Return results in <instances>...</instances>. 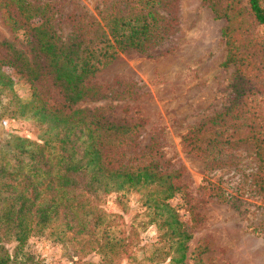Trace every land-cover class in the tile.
Here are the masks:
<instances>
[{
  "label": "trees",
  "instance_id": "obj_1",
  "mask_svg": "<svg viewBox=\"0 0 264 264\" xmlns=\"http://www.w3.org/2000/svg\"><path fill=\"white\" fill-rule=\"evenodd\" d=\"M224 1L226 8L213 12L228 22L220 31L226 53L222 65L234 67L232 96L220 113L227 125L208 139L202 121L195 122L181 135L180 145L208 171L236 170L234 154L249 150L251 171L240 172L230 191L204 179L198 202L228 206L243 216L249 233L264 239V100L245 87L247 79L257 85L264 70L252 68L255 52L247 37L234 44L230 14L231 3L240 5L259 29L258 51L264 55V6L262 0ZM176 3L104 0L94 15H63L53 0H0L5 24L22 37L20 44L0 42V93H11L4 69L30 91L26 102L13 96L9 104L0 102L1 112L11 105L40 130L36 140L9 135L0 144V264H42L27 247L37 237L57 241L67 250L69 264H186L191 235L170 203L177 195L187 196L177 184L179 169L168 168L159 142L136 140L141 118L109 119L104 107L86 105L134 100V91L121 89L120 81L102 86L95 74L121 53L159 48L176 26ZM66 21L69 30L63 34L59 23ZM227 127L236 138L223 135ZM110 194L117 212L104 207ZM130 197L141 212L126 219ZM185 205L190 212L195 208ZM149 226L155 227L156 237L144 255L139 232ZM205 251L200 245L191 252L194 264H201ZM90 255L98 261L88 260Z\"/></svg>",
  "mask_w": 264,
  "mask_h": 264
},
{
  "label": "rangeland",
  "instance_id": "obj_2",
  "mask_svg": "<svg viewBox=\"0 0 264 264\" xmlns=\"http://www.w3.org/2000/svg\"><path fill=\"white\" fill-rule=\"evenodd\" d=\"M53 1L63 15L82 11L94 15L104 0ZM105 1L109 4L111 0ZM262 4L264 6V0ZM213 8L216 11L225 9V1L177 0L176 26L159 48L146 53H121L109 66L95 74L94 81L102 86L120 81L121 89L134 91V100L122 103L102 100L86 105L104 107L109 119L131 117L132 121H137L141 118L142 127L134 135L136 140L142 145L150 139L159 142L168 168L179 169L181 174L177 184L187 196L182 200L177 195L170 203L177 209L191 235L187 243L186 264H194L191 252L200 245L206 249L199 257L201 264H264V239L246 230L242 215L223 204L198 202L202 200L200 187L204 179L230 191L240 172L251 171L253 162L249 150L238 147L240 152L234 154L236 170L208 171L204 163L187 156L180 145L181 135L195 122L202 121L203 137L208 139L216 135L224 124L227 125L224 119L228 118H223L220 113L232 96L229 84L234 77V67L222 65L226 53L220 31L228 22L214 13ZM230 14L236 29L234 44L238 43L237 39L247 37L251 52H255L252 68L264 70V55L258 51L259 29L249 23L240 5L231 3ZM59 25L63 34L68 32L69 21ZM21 38L20 33H11L0 10V42L10 40L20 44ZM4 71L10 77L12 87L11 93H0V102L7 104L12 96L19 102L28 101L29 86L10 69ZM249 74L258 77L257 73ZM258 78L255 86L247 79L245 87L249 88V94L264 100V75ZM232 130L227 127L223 135L236 138ZM39 133L38 124L21 116L11 105L5 106L4 112L0 113V144L9 135L36 140ZM186 201L195 206L191 212L185 205ZM104 202L109 212H117L114 195L105 196ZM123 212L127 214L126 219L134 217L135 213L140 214L141 209L134 197H130ZM155 237L154 226L139 232L144 255L151 251L150 243ZM27 247L28 252L40 258L42 264H69L67 250L52 238H32ZM137 256L140 259L142 255ZM87 259L97 262L98 256L90 255ZM119 264L135 263L121 260ZM139 264L149 263L143 261Z\"/></svg>",
  "mask_w": 264,
  "mask_h": 264
}]
</instances>
